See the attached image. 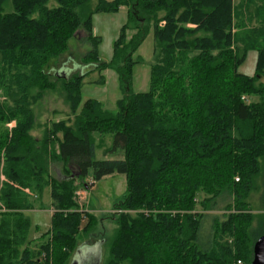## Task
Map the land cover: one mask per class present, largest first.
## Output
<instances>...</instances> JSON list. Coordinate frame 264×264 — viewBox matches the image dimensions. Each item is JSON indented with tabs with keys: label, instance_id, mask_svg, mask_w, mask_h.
<instances>
[{
	"label": "trees",
	"instance_id": "1",
	"mask_svg": "<svg viewBox=\"0 0 264 264\" xmlns=\"http://www.w3.org/2000/svg\"><path fill=\"white\" fill-rule=\"evenodd\" d=\"M122 6L129 21L107 63L91 18ZM237 8L250 12L247 23L257 20L242 39ZM126 28L134 31L129 40ZM152 28L150 89L134 93V53ZM80 29L92 44L81 57L85 71L52 80L45 68ZM251 49L258 55L250 76L238 69ZM0 67L24 79V95L61 82L72 114L37 139L28 112L0 141V264H70L78 237L96 227L77 192L115 173L126 175L127 188L110 214L116 227L104 239L103 264H251L264 235V0H0ZM106 67L118 72L124 91L117 110L96 99L79 108L85 77ZM23 68L30 69L21 77ZM17 111L21 117L29 109ZM105 134L113 142L104 154L120 158H96ZM53 162L62 163L59 177L51 175ZM47 188L52 225L34 243L28 211L44 209ZM225 194L226 213H211ZM204 218L211 243L202 236Z\"/></svg>",
	"mask_w": 264,
	"mask_h": 264
},
{
	"label": "rangeland",
	"instance_id": "2",
	"mask_svg": "<svg viewBox=\"0 0 264 264\" xmlns=\"http://www.w3.org/2000/svg\"><path fill=\"white\" fill-rule=\"evenodd\" d=\"M241 0H235L236 6ZM238 14L236 23L241 24V28L237 29L238 38L242 39L247 33V29L257 25V20L247 23L246 9L237 8ZM129 21V12L126 6H122L115 12H98L94 13L91 18L92 33L100 38L98 45V54L102 61L110 63L114 58L115 44L121 37L123 27ZM245 21L244 24L242 22ZM246 25V26H245ZM243 31H242V30ZM133 30L126 28L125 39L129 40L133 34ZM70 49L60 58L54 59L47 66L46 72L49 73L52 80L58 74H71L75 72L85 71V67L81 65V57L92 48L91 42L86 39V32L80 29L74 38L69 43ZM154 29L152 28L146 39L139 46L134 53V58L138 59L133 67L131 74V90L134 93L147 92L150 89L151 81V66L154 58ZM257 51L251 49L247 52L246 58L239 66V72L246 75H253L257 63ZM30 68L19 69L22 72L21 77ZM17 73L16 70L12 71ZM7 71L5 74L0 67V141L5 139L8 135L12 134L17 127L18 119H24L28 112L32 116V128L29 134L37 139H42L46 132L52 130L53 123L60 120L67 119L71 116L70 106L66 101V94L62 88L61 82L56 86L46 90L39 89L37 86L30 87L29 93L24 95L21 86L24 85V79L21 81L20 77L13 78V73ZM19 92V93H18ZM18 93V95H17ZM124 91L119 78L118 72L112 67H106L103 70H95L90 72L84 79L80 89V104L79 108L88 99H96L100 101L104 107L114 112L117 110V103L123 97ZM26 96V97H25ZM22 106H27L29 111L20 114L21 117L15 113H21L17 109L22 110ZM16 116V117H14ZM61 133L57 134L61 137ZM102 141L96 140L98 145L96 149V158L101 159H117L120 156L112 154H104L105 148L112 146L113 137L109 134L98 136ZM62 163L53 162L51 167V175H61ZM242 185L245 184L243 178L238 175ZM86 182L92 181V170L85 178ZM127 188V177L125 174L115 173L105 176L99 181H95L91 187H80L77 192V200L80 204V211L83 213L92 214L95 216L96 227L88 234L83 233L78 237L76 245L82 246L83 244H94L99 240H104L112 235L116 225L112 220L110 214L115 213L117 210L113 209L114 202L119 199ZM50 189L47 188L41 196L44 209L37 206L36 209L28 211L31 218V228L29 239L35 242L43 241V234L46 233L52 225V208H50L51 197ZM260 190L252 192L250 201L255 211L259 208ZM231 201V197L224 195L218 199L216 209L211 213L217 215H224L226 213V204ZM39 203V202H38ZM84 216V223L88 220ZM204 228L206 227L207 233L202 234L204 240L207 238L210 241V229L207 227V220L204 218ZM203 228V229H204ZM212 239V238H211ZM211 243V241H210ZM107 246L102 244V261L104 263L107 257ZM239 264H244L243 262Z\"/></svg>",
	"mask_w": 264,
	"mask_h": 264
},
{
	"label": "water",
	"instance_id": "3",
	"mask_svg": "<svg viewBox=\"0 0 264 264\" xmlns=\"http://www.w3.org/2000/svg\"><path fill=\"white\" fill-rule=\"evenodd\" d=\"M102 244H104V240L79 246L73 254L70 264H100ZM251 264H264V235L259 237L254 244Z\"/></svg>",
	"mask_w": 264,
	"mask_h": 264
},
{
	"label": "built area",
	"instance_id": "4",
	"mask_svg": "<svg viewBox=\"0 0 264 264\" xmlns=\"http://www.w3.org/2000/svg\"><path fill=\"white\" fill-rule=\"evenodd\" d=\"M236 179H237V180H239V178H238V177H237ZM239 263H241V261H239Z\"/></svg>",
	"mask_w": 264,
	"mask_h": 264
}]
</instances>
